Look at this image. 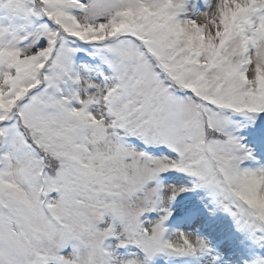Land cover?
I'll return each mask as SVG.
<instances>
[{"label": "rangeland", "instance_id": "1", "mask_svg": "<svg viewBox=\"0 0 264 264\" xmlns=\"http://www.w3.org/2000/svg\"><path fill=\"white\" fill-rule=\"evenodd\" d=\"M261 11L264 0H0V148L4 133L10 145L0 149V203L19 212L16 221L4 222L0 205V264H264V225L249 222L245 213L235 224L210 216L221 217L228 198L203 157L208 132L202 115L192 97L182 98L193 83L197 94L231 113L212 110L217 128H232L249 143L254 128L264 132ZM66 32L92 50L62 42L59 33ZM145 40L169 59L172 79L158 69ZM108 51L115 62L107 60ZM71 56L78 61V105L73 98L63 102L71 120L54 114L38 119L25 110L30 126L48 127L52 152L72 145L85 153V161L78 152L73 156L79 187L68 191L67 200H49L40 190L45 160L16 128L14 109L40 85L50 57L57 72L49 90L55 91V83L70 74ZM176 85L183 88L180 98L172 97ZM240 152L235 144L218 145L212 160L231 191L263 210L264 165L234 177ZM40 205L67 229H56ZM230 232L251 243L238 248L222 238Z\"/></svg>", "mask_w": 264, "mask_h": 264}, {"label": "trees", "instance_id": "2", "mask_svg": "<svg viewBox=\"0 0 264 264\" xmlns=\"http://www.w3.org/2000/svg\"><path fill=\"white\" fill-rule=\"evenodd\" d=\"M65 34L68 35L67 32H66ZM68 36H70V37H74V35H68ZM40 76H41V80H40V81H41V82H40L41 84H40V85H43L44 83H46V77H44L42 73H40ZM40 85H39V86H40ZM39 86H37V87H39ZM33 93H35L34 95H36L37 97H38V96H41V95H40V92H39L38 90H34V91L32 92V94H33ZM34 95H33L32 99L36 98ZM36 101L39 103L38 100H36ZM25 123H26L27 125H29V123H27V122H25ZM25 123H24V126H25ZM28 130H29V129H28ZM28 133H30L31 135L33 134V132L31 131V129H30V131H28ZM215 135H217V132H216V131H214V130H213V131H208V138H212V137L214 138Z\"/></svg>", "mask_w": 264, "mask_h": 264}, {"label": "bare ground", "instance_id": "3", "mask_svg": "<svg viewBox=\"0 0 264 264\" xmlns=\"http://www.w3.org/2000/svg\"><path fill=\"white\" fill-rule=\"evenodd\" d=\"M251 74H252V71H251V69H250L249 76H252ZM181 222H182L181 220H178L177 223H176L175 225H179V223H181ZM178 233H179V232H178Z\"/></svg>", "mask_w": 264, "mask_h": 264}]
</instances>
